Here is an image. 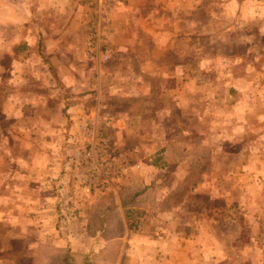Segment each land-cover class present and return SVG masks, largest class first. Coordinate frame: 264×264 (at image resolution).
<instances>
[{
	"label": "crops",
	"instance_id": "obj_1",
	"mask_svg": "<svg viewBox=\"0 0 264 264\" xmlns=\"http://www.w3.org/2000/svg\"><path fill=\"white\" fill-rule=\"evenodd\" d=\"M54 1L57 6L51 9L47 5L48 0H42L37 12L31 9V0H0V80L8 78L13 87L12 92H8L2 102V113L7 119L15 118L16 122L18 119L33 116L42 118L34 132H31L30 127L19 131L17 128H8L9 131H1L3 135L0 136V203L4 205L6 212L16 202L19 206L22 205L20 207L23 209L17 210L11 219L15 228L25 234L27 244L35 247L44 237L51 241L57 235L53 231V226L56 230L53 219L55 214L49 213L53 209H49L43 201L48 196L44 183L54 177L56 180L53 181L56 183L58 179L61 180L58 175V165L61 163L48 153L54 148L46 136L51 134L48 119L52 116H47L50 96H55L61 105V114L63 105H69L66 113L72 119L70 128L73 131L78 127L79 117L86 105L91 104L88 107L90 108L94 105V100L104 98V91L112 94L111 91L115 90V94H123V89H120L126 86L128 89L129 85H134V92L128 95H132L133 106L129 109L121 108L115 113H108L106 106L103 108L107 116L119 119L115 123V130L122 135L119 143L124 149L123 155L132 150L125 146L128 140L135 143L132 140L137 139L140 143L138 146L143 148L144 141H147L150 145L148 150L151 153L163 151L162 154L169 164L184 170L194 167L198 171L201 164L197 160L202 151L214 147L220 148L219 153L227 154L223 161L219 160L216 164L219 166L224 162L228 168L225 178L229 180L230 187L227 190L218 191L212 188V183L217 179H213L211 173L200 176L193 171L187 175H177L172 180L163 181L162 178H157L162 183L157 192L158 199H171L175 195L177 184L184 181L188 187L190 184V188H195L191 193L203 194L209 201L224 197L228 203L227 212L237 209L240 197L246 203L250 201L247 204L249 212H258L261 209L257 207L260 193L248 188L243 189L241 196L236 197L235 189L238 177L234 170L238 166L246 168V174H242L240 179L247 178L254 184L258 183V177L254 178L247 171L254 160L249 159L246 152L242 154L226 149L223 142L218 144V138L212 141L207 136H217L221 131L223 134H230L233 131L230 126L221 129L210 127L208 121L211 116H214V123L218 122V104L215 103H218L219 97L216 88L207 98V86H229L231 82L234 85L233 82L237 80L229 73L230 68L225 72L227 67L220 64L218 67L214 66V72H218V76L216 73L212 79L205 78L206 75H211L205 73V68L211 61L203 56L201 47L191 46L193 36L190 30L185 32L178 29L173 32L163 26L164 23L158 25L160 16L156 5H163L170 0H118L113 2L105 16L100 14L102 39L106 38L113 48L115 60L105 68L102 67V62L99 63L97 79L93 74L95 64L86 52L85 43L82 46L79 44L80 30L89 20V5L94 2L88 0L87 4L85 0ZM38 20L44 24L40 22L42 36L39 25L37 34H32ZM189 21L192 24L196 22L195 19ZM85 35L87 38V30ZM34 36L36 41H32ZM39 38L44 41L41 48ZM35 54L46 56V61H42L41 65L44 69H54L50 77L44 75V78L36 79L35 69L41 67L36 64ZM5 59H9L7 65ZM246 82L249 83L247 79ZM209 98L214 105L206 108ZM36 102L42 103L41 110L35 107ZM131 113L138 118L136 121L127 120ZM16 131L23 136L22 141L12 142L10 133L13 137H18ZM55 132L60 133L62 130L58 127ZM14 150L24 152L23 156L16 158ZM126 161L125 158L124 162ZM132 167L142 174L145 172L142 163L136 162ZM16 181L23 184L21 188L17 187V192L13 188ZM212 209L214 215L219 214L216 207ZM160 216L166 219V228L163 229L166 234L156 230L145 241L150 247L149 251L134 256L130 264H160V259L171 264L178 260L190 264H204L208 259L223 261L231 253L233 264H260L257 255L258 251H264V245L255 236L241 240V229L238 228L235 237L218 238V228L221 229V225L228 222V219L236 221L233 218H224L220 223L216 217L201 218L199 211L192 209L189 200L185 199L182 203L160 210ZM257 217L261 219L259 215ZM257 228L250 230L254 232ZM49 230L51 233L47 232ZM159 246L167 247L165 255H159ZM181 247L186 250V254L180 252ZM239 247L244 248V251L240 253Z\"/></svg>",
	"mask_w": 264,
	"mask_h": 264
},
{
	"label": "rangeland",
	"instance_id": "obj_2",
	"mask_svg": "<svg viewBox=\"0 0 264 264\" xmlns=\"http://www.w3.org/2000/svg\"><path fill=\"white\" fill-rule=\"evenodd\" d=\"M85 1L89 3L88 0ZM90 1L94 3L89 5L91 7L89 20L80 30V46L87 40L85 31L87 30L89 34L91 29L95 30V27L98 29V22L101 24L99 4L96 0ZM41 3L42 0H31V9L38 12ZM47 5L51 9L57 6L54 0H48ZM156 11L160 16L158 25L164 23L163 26H167L173 32L178 29L185 32L190 30L193 36L191 46L201 47L203 56H207L211 61L205 68V73L211 75H206L205 78L212 79L216 73L218 76V72H214V66L218 67V64L227 67L225 72L230 68L229 73L235 76L237 81L233 82L234 85L232 82L229 86L208 85L205 92L208 98L214 93V89L218 88L219 100L215 104H218L219 118L218 122L214 123V116H211L208 121L210 127L216 126L221 129L230 126L233 131L230 134H223L221 131L217 136L212 134L207 136L212 141L218 138V144L223 142L226 149L247 153L249 159L255 161L252 165H248L247 171L254 178L258 177L256 179L258 183L254 184L247 178L240 179L242 174H246V168L238 166L234 170V174L238 177L235 189H237L236 197L241 196L243 189H255L260 193L257 207L261 209L256 213L249 212L247 204L250 201L246 203L240 197L237 209L227 212L228 203L224 197H216L209 201L203 194L191 193L190 191H194L195 188H190V184L188 187L184 181L177 184L175 195L171 199L167 197L158 199L157 192L162 183L158 182L157 178H162L163 181L172 180L177 175L183 176L193 171L200 176L211 173L213 179H217L212 183V188L218 191L227 190L230 187L229 180L225 178L228 168L224 162L223 165H216L219 160L223 161L227 154L219 153L220 148L214 147L202 151L197 160V163L201 164L199 172L195 171L194 167L184 170L182 167L169 164L162 154L163 151L151 153L148 150L150 145L144 140V148L138 146L140 143L137 139L132 140L135 143L129 140L125 142V146L132 150L123 155L124 149L119 143L122 135L115 130L117 127L115 123L119 119L107 116L103 108L106 106V109H109L108 113H115L121 108L129 109L134 105L131 102L132 95L128 96L134 92V85H129L128 89L127 86L122 87L120 90L123 89V94H115V90L111 91L112 94L104 91L102 94L104 98L94 100L93 107L88 108L91 104H85V110L79 117L78 127L73 131L70 128L72 119L70 114L66 113L70 108L69 105H63L61 114V105L55 96H50L47 102L49 113L47 116H52L48 119L51 134L46 136L54 148L48 153L61 163L58 165V175L61 180L58 179V186V181L54 182L56 177L53 178L54 181L48 180L44 183L47 186L48 196L43 201L49 209H53L49 213L55 214L53 219L56 230L53 226V231L57 235L51 241L45 240L44 237L35 247L29 246L25 234L15 228L11 219L17 210L23 209L20 207L22 205L19 206L16 202L9 212H6L4 205L0 203V264H130L134 256L149 251L150 247L145 241H148L156 230L162 232L166 228L167 222L160 216V210L182 203L184 199L189 200L192 209L199 211L201 218H217L218 223L225 220L224 218L236 220L228 219V222L221 225V229L218 228L219 239L235 237V231L239 228L241 240L255 236L264 245V0L237 2L235 0H170L163 5H156ZM194 19L196 22L192 24L189 20ZM38 21L32 29L34 35L39 31L38 25L41 27L42 22ZM42 33L41 27V36ZM35 39L37 38L34 36L32 41H36ZM105 39L102 40L104 44L102 51L89 57L95 64L93 74L96 79L99 77V63L102 62V67L105 68L115 60L113 48ZM39 43L41 48L44 41H40L39 38ZM106 49L110 52L108 57H106ZM30 56L35 58L33 54ZM35 60L41 67L35 69L36 79L44 78V75L50 77L53 74L52 67L44 69L41 65L42 61H46L45 55H36ZM8 63L9 59H5V64ZM30 78L32 80L31 75ZM0 81V136L3 135L1 131H9L8 128H17L19 131L30 127L31 132H34L38 127V121L42 118L32 115L33 117L18 119L16 122L15 118L7 119L2 113V102L5 95L12 92L13 87L9 84L8 78ZM207 101L206 108L213 107V101L210 98ZM35 107L41 110L42 103L36 102ZM137 119L133 113L127 118L130 122ZM58 127L62 132H55V128ZM18 131L15 132L18 137H13L9 132L12 142L22 141L23 136ZM22 153L24 152L14 150L16 158L23 156ZM125 158L126 162H124ZM136 162L144 165L143 174L132 167ZM220 178L222 180H218ZM22 186L20 181L13 184L16 192L19 191L17 187ZM124 198L128 206L124 204ZM212 207L217 208L218 215L213 214ZM126 208L133 210V217L137 221L132 229ZM258 215L261 219L257 217ZM101 227L106 231L101 230ZM255 227L258 228L252 232L250 229ZM47 232L51 233L50 230ZM163 233L166 234L165 231ZM119 234L121 237L118 236ZM242 250L244 251V248H238L240 253ZM180 252L186 254L183 247L180 248ZM158 253L165 255L167 247L159 246ZM257 258L262 264L264 251L261 253L258 251ZM223 259L218 262L208 259L204 264H233V253ZM160 264L171 263L160 259ZM174 264L190 263L178 260Z\"/></svg>",
	"mask_w": 264,
	"mask_h": 264
},
{
	"label": "built area",
	"instance_id": "obj_3",
	"mask_svg": "<svg viewBox=\"0 0 264 264\" xmlns=\"http://www.w3.org/2000/svg\"><path fill=\"white\" fill-rule=\"evenodd\" d=\"M99 4V18L101 17L100 14L106 15L107 10L110 9L111 5L115 0H96ZM98 29L95 27V30L91 29L87 40L85 41L86 45V52L90 55H96L98 52L102 51V46H104L102 42V26L98 22ZM97 31V32H96ZM106 57L109 56L110 52L109 49H106Z\"/></svg>",
	"mask_w": 264,
	"mask_h": 264
},
{
	"label": "trees",
	"instance_id": "obj_4",
	"mask_svg": "<svg viewBox=\"0 0 264 264\" xmlns=\"http://www.w3.org/2000/svg\"><path fill=\"white\" fill-rule=\"evenodd\" d=\"M123 200H124V204L126 206H128V202L126 201V199L124 198ZM126 214H127V218L131 222L130 223V228L132 229L135 226V224L137 223V221L135 220V217H133V210L131 208H129V209L126 208ZM101 230H105L106 231V229H104L103 227H101ZM118 236L121 237V234H119Z\"/></svg>",
	"mask_w": 264,
	"mask_h": 264
}]
</instances>
